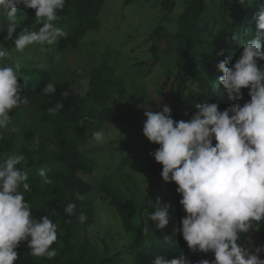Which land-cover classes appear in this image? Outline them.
<instances>
[{"label":"clouds","instance_id":"1","mask_svg":"<svg viewBox=\"0 0 264 264\" xmlns=\"http://www.w3.org/2000/svg\"><path fill=\"white\" fill-rule=\"evenodd\" d=\"M245 0H239L244 4ZM66 0H0V20L7 21L5 40L12 41L16 52L29 46H53L67 35L58 20V10H63ZM35 10L37 30L28 27L13 40L16 33L19 8ZM255 36L243 44L242 52L230 67V49L222 48L217 56H224L216 67L223 72L219 83L233 103L219 110L216 102L195 105L196 111L188 120L176 121L169 106L162 111H145L143 135L159 147L151 153L162 165L161 176L167 183L174 182L176 192L182 196L179 204L185 216L181 220L182 238L193 253H213L214 259H202L198 264H264V245L254 252L238 242L254 224L264 222V4L254 15ZM4 27L0 25V32ZM226 43L235 44L238 34L226 36ZM229 53V55H226ZM11 55L9 48L0 44V129L8 128L10 112L27 104L22 96L24 85L20 63L4 65ZM59 60V55L56 56ZM243 89H248L250 100L241 104ZM48 83L44 94L55 93ZM64 97L67 92L62 93ZM62 103L49 108L55 114ZM98 144L105 139L103 131L92 134ZM23 154L9 155L0 163V264H14L19 259L17 248L21 242L34 257L52 259L57 252L51 246L57 241V223L48 215L34 218L25 193L30 190L28 174L22 166ZM20 165V167H17ZM44 184L51 180L46 170L38 172ZM75 198L84 196L75 193ZM76 205L69 203L65 211L72 214ZM170 204H161L157 198L155 212L148 219L156 229L169 224ZM86 216L81 213L80 223ZM154 264H192L181 255L171 260L157 256Z\"/></svg>","mask_w":264,"mask_h":264},{"label":"trees","instance_id":"2","mask_svg":"<svg viewBox=\"0 0 264 264\" xmlns=\"http://www.w3.org/2000/svg\"><path fill=\"white\" fill-rule=\"evenodd\" d=\"M186 2L185 9L179 19V28L174 38L177 41L176 70L167 74L166 80L160 87L161 96L171 101L174 106L172 118L176 121L188 120L195 113V105L203 102H216L219 110L223 111L233 102L230 101L219 83L223 72L216 65L224 56H217L222 48L230 49L229 67L235 63L242 52L243 44L255 36L256 24L254 15L264 0H182ZM105 0H66L63 10H58V16H65L75 10L80 18L79 24L63 38L58 39V48L64 50L69 45L76 46L83 35L90 29L100 26V13ZM163 6L173 10L176 0H162ZM17 30L13 40L20 30L19 24L25 18H35V10L19 8L17 11ZM4 31L0 32V44L11 50L12 41L5 40L7 35V21L0 20ZM159 29H155L158 32ZM238 34L240 40L235 44L226 43V36ZM264 47V45H262ZM229 55V53H226ZM11 65L7 58L2 62ZM258 64L264 65V61ZM23 77L19 81L24 85L22 96L31 99L35 104L36 123L51 122L55 132L52 142L55 147L42 148L39 143L33 150L24 147L20 154L25 156L22 162L28 174L25 181L30 190L26 192L25 200L32 208L34 218L39 219L48 215L57 223V241L51 246L57 252L52 259L34 257L22 242L17 248L19 259L14 264H154L157 256L171 260L185 255L192 264H198L202 259L213 260V253H193L182 238L181 220L185 216L179 204L180 196L177 192L169 199V224L164 229H156L151 220L148 224L144 220L136 221L129 206V199L117 185L116 179L110 174H95L93 159L85 154L81 146L69 137L68 132L74 131L84 135L82 127L90 124L99 129L105 122H121L135 120L133 110L116 114L106 105V97L115 82L113 69L108 65L94 67L91 71V96L98 107L89 106L84 96L75 91L71 81H55L50 70L34 67H21ZM48 83L55 85L53 94L45 95L44 89ZM199 87H196L195 84ZM244 102L250 100L248 89H243ZM67 92L64 97L62 93ZM143 98L139 99L141 102ZM151 106L157 102L149 99ZM62 103L63 107L55 114L48 109ZM31 138L32 134L27 135ZM12 143L0 138V148H11ZM153 153L159 145H152ZM20 167V165H17ZM149 176L151 179L146 195L145 206L150 205L152 198H160L165 181L161 176L162 165L157 163L154 156L148 160ZM46 170L50 184H44L38 172ZM97 191L102 199L108 200L122 216L123 222L132 234V241L128 248L112 251L108 245L99 251L88 234V223H80L79 216L86 211L88 195ZM75 193L84 196L83 200L75 198ZM156 198V199H157ZM157 201V200H156ZM69 203L76 205L72 214L65 211ZM156 204V202H155ZM156 210V209H155ZM155 212V211H154ZM258 229V231H257ZM257 231L258 244L250 245V239ZM241 246L254 252L255 247L264 245V222L254 224L246 234H241L238 241ZM264 258V253H261Z\"/></svg>","mask_w":264,"mask_h":264},{"label":"rangeland","instance_id":"3","mask_svg":"<svg viewBox=\"0 0 264 264\" xmlns=\"http://www.w3.org/2000/svg\"><path fill=\"white\" fill-rule=\"evenodd\" d=\"M186 2L176 0L173 10L163 6L162 0H105L100 13L98 29L88 30L76 46L69 45L64 50L53 46H29L24 52L10 50L9 62L20 63L21 67H40L50 70L55 81L69 80L76 92L84 96L89 106L98 107L91 96V71L94 67L108 65L113 69L115 82L106 97L107 107L116 114L129 110L135 112V120L105 122L99 129L90 124L82 127L84 135L69 131V137L81 146L85 154L95 163L94 173L110 174L117 185L127 195L130 210L136 221L149 223L148 213H154L156 198L145 206L146 195L151 182L148 160L152 145L143 135L145 111H162L169 106L171 115L174 106L160 94V87L167 74L176 70V44L174 35L179 28V19ZM75 10L65 16H58L54 23L67 34L79 24ZM20 30L28 27L37 30L35 18H25L19 24ZM159 29L155 32V29ZM60 59L57 60L56 56ZM196 87L199 85L196 83ZM143 98L141 102L139 99ZM149 99L157 102L151 106ZM35 104L29 99L10 112L11 122L6 129H0V138L12 143L11 148H0V163L9 155L20 154L27 147L36 145L43 148L55 147L52 142L55 132L51 122L36 123ZM103 131L102 143L93 140L92 134ZM32 134L29 138L27 135ZM174 182H165L160 192L164 204L176 193ZM88 223V234L98 248L108 245L112 251L126 249L132 241L122 216L93 190L87 197L84 213ZM258 231V229H257ZM257 231L250 239V245L258 244ZM22 244V242H21Z\"/></svg>","mask_w":264,"mask_h":264}]
</instances>
